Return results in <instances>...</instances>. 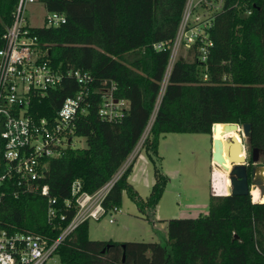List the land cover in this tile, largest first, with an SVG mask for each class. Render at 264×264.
Returning a JSON list of instances; mask_svg holds the SVG:
<instances>
[{"label": "trees", "instance_id": "16d2710c", "mask_svg": "<svg viewBox=\"0 0 264 264\" xmlns=\"http://www.w3.org/2000/svg\"><path fill=\"white\" fill-rule=\"evenodd\" d=\"M16 1L0 0V48ZM38 1L46 11L65 17L56 27L30 28L45 51L43 60L61 71L86 72L93 79L88 106L78 114L74 128L85 147L66 149L45 161L41 183L54 199L50 219L46 197L6 193L0 200V228L40 234L48 242L57 237L75 211L71 183L77 180L79 191L86 193L97 190L131 152L149 120L141 144L153 166L149 192L141 198L127 181L129 164L101 201L103 216L120 207L124 192L147 220L152 219L167 182L157 157L158 139L165 133H204L211 138L216 123H249L250 184L255 166L251 148L260 153L256 166H264V0H205L219 2L206 18L204 32L211 41L206 58L198 59V40L181 44L184 51L172 62L154 113L186 0ZM156 43L162 48L155 49ZM101 81L105 86L112 83L113 97L127 103L114 121L97 114L96 89ZM76 90V83L64 77L32 100L29 113L34 118L51 117L61 100ZM224 132L215 125L213 138L219 141ZM219 153L229 165L224 141ZM250 196L209 193L205 214L166 220L163 242L92 240L85 219L63 237L54 255L59 264H264V202H254Z\"/></svg>", "mask_w": 264, "mask_h": 264}, {"label": "built area", "instance_id": "2783aa9c", "mask_svg": "<svg viewBox=\"0 0 264 264\" xmlns=\"http://www.w3.org/2000/svg\"><path fill=\"white\" fill-rule=\"evenodd\" d=\"M29 4L42 5L38 0L16 1L10 13V24L3 34L4 44L0 48V200L6 193L14 197L25 193L39 194L47 198V217L50 219L54 215L51 206L54 199L48 197L47 185L41 183L46 169L45 161L59 157L66 149L76 148L72 143L73 137H79L74 134L75 122L78 114L86 111L93 79L86 72L70 68L61 71L43 60L45 51L31 35L30 28L34 26L28 24L24 14ZM191 13L189 5L185 3L152 113L179 46L198 40L201 44L197 53L201 62L211 46L204 32L208 25L206 19H199V16ZM64 21L62 13L46 11L40 26L56 27ZM153 47L161 49L162 44L156 43ZM64 77L76 83V92L64 97L51 117H32L29 113L32 100L41 98L49 89L58 86ZM113 88L112 83L105 86V81H101L96 89L100 99L97 114L106 121L118 119L127 107L126 101L113 97ZM149 123L150 120L144 129L146 133ZM144 137L142 133L118 169L94 192L79 191L77 180L71 183L70 194L75 211L58 236L50 242L40 234L8 232L0 228V264H45L54 255L58 243L79 223L103 216L101 201L130 164ZM240 144L243 146V142ZM65 205L69 206L68 200H65ZM117 210L116 207L111 208L108 222L112 221L111 214Z\"/></svg>", "mask_w": 264, "mask_h": 264}, {"label": "rangeland", "instance_id": "374dc122", "mask_svg": "<svg viewBox=\"0 0 264 264\" xmlns=\"http://www.w3.org/2000/svg\"><path fill=\"white\" fill-rule=\"evenodd\" d=\"M186 4L189 5L191 14L199 16V19H206L219 8V2L210 4L205 0H187ZM45 12L42 5L29 4L24 14L28 24L37 27L42 24ZM183 51L182 45L179 46L177 53ZM143 133L146 135V131ZM224 134L219 139L220 142L224 141ZM242 142L247 158V138L242 137ZM72 143L76 148L85 147L82 137H73ZM210 146H212L210 136L204 133H165L160 136L157 144L158 165L161 172L166 175L167 182L154 207L152 219L147 220L144 213H140L123 192L120 207L111 214V222H108V215L101 216L97 220H88L89 239L163 242L166 220L193 218L205 214L209 193L228 194L229 192L227 170L230 164L225 161L221 164L212 162L213 166H211ZM239 155L241 156V153ZM259 156L260 153L258 158ZM130 164L132 169L127 180L137 194L144 198L153 182V166L141 146L135 152ZM250 198L253 200L252 195ZM45 264H59L57 256L53 255Z\"/></svg>", "mask_w": 264, "mask_h": 264}, {"label": "water", "instance_id": "95a60500", "mask_svg": "<svg viewBox=\"0 0 264 264\" xmlns=\"http://www.w3.org/2000/svg\"><path fill=\"white\" fill-rule=\"evenodd\" d=\"M213 125V124H212ZM211 125V126H212ZM249 123H242L237 125L234 123H224V130L226 132L234 131L239 137V141L242 142V137L249 138ZM210 134H212L210 130ZM234 136H229L224 139V145L226 149V154L230 157V168L227 170V178L229 183V192L228 194L232 195H245L250 194V188L256 187L259 190V193L264 194V180L256 175L255 170L257 167H253L250 171V184L247 182L246 174V157L244 151V144L241 146ZM212 151H211V161L217 164L222 163V157L219 153L220 142L214 138H211ZM243 152V155L240 156L239 153ZM250 159L252 164H255L258 159V149L251 148L250 150Z\"/></svg>", "mask_w": 264, "mask_h": 264}, {"label": "bare ground", "instance_id": "6f19581e", "mask_svg": "<svg viewBox=\"0 0 264 264\" xmlns=\"http://www.w3.org/2000/svg\"><path fill=\"white\" fill-rule=\"evenodd\" d=\"M217 125L219 127V129L221 131H225L224 130V124H221V123H216L212 126V129L213 127ZM229 136H234L237 140H239V137L237 136L236 132L234 131H231V132H227L224 136V139L226 137H229ZM212 138H213V134H212ZM241 153V156H242V152L240 151ZM228 158L230 159V157L228 156ZM255 173L256 175H258L260 178H264V167H257V169L255 170ZM253 187V186H252ZM250 188V194L252 195L253 197V201L254 202H264V194H260L259 193V190L256 188V187H253V188Z\"/></svg>", "mask_w": 264, "mask_h": 264}, {"label": "crops", "instance_id": "0c3cea01", "mask_svg": "<svg viewBox=\"0 0 264 264\" xmlns=\"http://www.w3.org/2000/svg\"><path fill=\"white\" fill-rule=\"evenodd\" d=\"M210 140H211V138H210ZM211 151H212V146L209 147V162H210L211 166H213V165H212L213 163H212L211 158H210ZM131 169H132V168H131ZM130 171H131V170H130ZM129 174H130V173H129ZM128 177H129V176H128ZM128 177H127V178H128ZM127 181H128V180H127ZM128 182H129V181H128ZM212 190H213V189H212Z\"/></svg>", "mask_w": 264, "mask_h": 264}]
</instances>
